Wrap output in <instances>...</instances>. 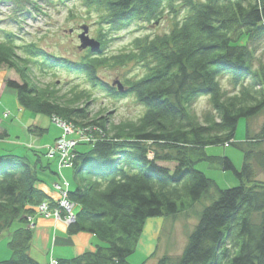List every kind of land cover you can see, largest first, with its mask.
Masks as SVG:
<instances>
[{
	"label": "trees",
	"instance_id": "trees-1",
	"mask_svg": "<svg viewBox=\"0 0 264 264\" xmlns=\"http://www.w3.org/2000/svg\"><path fill=\"white\" fill-rule=\"evenodd\" d=\"M39 1L66 4L70 0H0L13 5L15 16L30 6L36 9ZM76 1L96 13L99 25L120 31L130 21L157 20L164 10L174 13L178 0ZM183 7L187 15L167 34L137 38L127 54L70 67L84 74L92 87L99 83L109 96L131 94L144 107L138 120L123 123L111 138L106 120L88 119L87 103L71 105L90 99L87 92L68 104L31 86L27 76L21 83L5 80L21 109L81 129L97 128L105 135L74 149L70 169L74 186L66 187L68 200L78 208L67 233L91 234L101 245L57 264H129L147 219L187 214L211 191L214 197L198 213L181 254L163 255L157 264H264V182L256 179L257 171L264 173V124L254 136L246 127L244 139H235L239 121L264 111V58L257 57L258 47L264 46V0H184ZM5 38V43L0 42L1 67H49L43 54L35 52L36 46L25 47V55L18 56L11 52L12 36ZM41 55L42 62L36 60ZM106 61L109 67L136 62L146 73L126 81L120 94L96 76ZM225 77L230 93L220 84ZM202 97L208 110L199 118L192 107ZM32 129L29 132L42 131ZM5 138L1 132L0 140ZM215 146L237 148L242 153L240 169L228 157L206 154ZM25 150L0 155V238L14 222L21 224L9 237L10 257L0 264H39L29 256L28 218L43 201L54 208L59 200L47 194L46 182L40 178L41 173L58 177L56 159H49L46 149L44 154ZM200 162L231 171L238 185L219 189L195 169Z\"/></svg>",
	"mask_w": 264,
	"mask_h": 264
},
{
	"label": "rangeland",
	"instance_id": "rangeland-1",
	"mask_svg": "<svg viewBox=\"0 0 264 264\" xmlns=\"http://www.w3.org/2000/svg\"><path fill=\"white\" fill-rule=\"evenodd\" d=\"M183 1L178 0L175 2L174 13L164 10L161 17L157 20L149 22L130 21L121 27L122 30L120 31H116L114 28L112 30L111 27L105 24L99 25L96 21V13L87 9L81 2L76 0H70L66 4L39 1L36 2V9L30 6L26 10H22L19 16H15L17 12L12 4L0 2V42L5 43V37L12 36L15 44L13 46L14 50L12 49L11 52L18 56L25 55L23 52L25 47L36 46L35 52H41L45 57L44 62L49 66L44 69L45 67L38 64H27L28 66H25L19 63L20 66L18 67L22 71H17L19 70L18 68L17 70L6 69L1 66L0 70L5 71V80L11 79L21 83L24 81V77L27 76L31 86L44 93L51 94L60 102L71 104V102H75V98L82 91L87 92L90 95V99L71 105L83 107L87 103L88 119L106 120L108 122L106 123L108 130L111 132L107 133V137L111 138L116 134L114 130L117 127L122 126L123 123H134L138 120L144 114V107L131 94L109 96L99 83L92 87L93 85L90 84L84 74L70 70V67L74 68L72 64H80L83 61L91 64V61L97 63L104 58L108 59L127 54L135 39L153 38L167 34L172 26L175 23H180L188 13L187 8L183 7ZM83 26L88 28L89 38L99 44L98 51L92 52L89 48L85 50L81 48L78 36L82 34L81 28ZM11 52H8V54H11ZM257 52V57L264 58L263 45L258 47ZM95 58L96 60H92ZM23 59L28 62L27 58ZM43 59L41 55L36 60L42 62ZM14 61L16 60L14 59ZM107 62L110 61H106L105 65L97 68L96 76L109 87L112 83L118 81L126 88V81L140 79L146 73V68L136 62L114 67H109ZM25 68H28L27 71ZM220 84L227 92L230 93L232 91L226 77L220 80ZM114 89L116 90V87ZM17 109L15 91L9 88L3 89L0 93V121L2 126L8 125V130L5 129L8 139L4 140L3 144L13 147L31 148L35 142L31 143L27 127L34 124L38 125L40 118L30 111H25L19 121L1 117L4 110L15 115ZM192 110L200 118L203 112L208 110L207 99L204 97L199 98L193 105ZM40 121H47V119L44 116L41 117ZM263 124L264 111L253 119L239 121L235 134L236 141L244 139L246 127L249 134L254 136L259 132ZM32 130H34V127ZM59 134L60 131L54 123H50L47 136L41 137L40 140L45 143L47 139L49 142ZM96 136L99 138L105 137L102 134ZM58 141L56 138L48 145L54 144L61 148V145L57 143ZM256 148L259 149V147ZM261 148L262 146L259 150ZM39 151L44 154L45 149H39ZM205 152L209 156L228 157L236 169L241 167L242 153L233 146L209 147ZM195 169L214 181L221 190L238 185V181L231 171L224 172L206 162L196 164ZM56 170L58 173L57 163ZM256 179L264 182V173L257 171ZM213 197V192H209L187 214H180L173 218L153 217L147 219L136 243L135 251L127 259L128 263L157 264L158 259L163 255L172 258L178 257L186 244L188 235L197 224L198 213L211 203ZM73 212L77 213L78 208H74ZM17 227L18 223L14 222L9 230ZM154 252L155 255L152 256ZM52 263H56V260L50 261L49 264Z\"/></svg>",
	"mask_w": 264,
	"mask_h": 264
},
{
	"label": "crops",
	"instance_id": "crops-1",
	"mask_svg": "<svg viewBox=\"0 0 264 264\" xmlns=\"http://www.w3.org/2000/svg\"><path fill=\"white\" fill-rule=\"evenodd\" d=\"M5 71L0 70V93L3 89H6L5 84ZM17 104V103H16ZM18 106V105H17ZM25 110L18 107L15 115H12L11 112L4 110L1 114V117L4 119H13L15 121H19L22 117ZM8 113V117H4V114ZM41 119V115H38ZM47 121H40L38 125H32L27 127L28 133L31 138V143L34 141L35 144L30 148L34 150L46 149L48 144H50L56 138L58 139L62 135L61 129H59L55 124V126L60 131V134L54 137L51 141L46 142L40 140L41 137L47 136V130L49 128V124L51 122L50 118H47ZM0 121V133H6V138L0 140V155L8 154V153H16L23 154L26 152L25 148H21L19 146H7L3 144L4 140L8 139V134L5 129L8 130V125H1ZM36 128L37 130H42L41 133H31L29 132V128ZM36 136V138H34ZM27 149V148H26ZM29 149V148H28ZM70 170V169H69ZM40 178L46 182V188H43L47 191V194L52 196L53 198H57L58 195L52 190V186L54 183L64 181L67 189L72 190L74 184L71 182L72 178V170L68 171V169H63L59 172L58 177L53 175H48L46 173H41ZM72 183V184H71ZM18 223V222H16ZM21 224L18 223V227L13 230H9L6 234L0 238V262L7 260L10 257V251L7 247L9 237L11 233L20 228ZM3 243V244H2ZM101 243L91 234L79 233L75 235H69L67 233V225L61 221H55L53 219H45L42 217H36L33 221L32 225V240L29 248V256L34 259L39 264H49L52 260H60V259H71L73 257L79 256L82 253L93 251L96 246H100Z\"/></svg>",
	"mask_w": 264,
	"mask_h": 264
},
{
	"label": "built area",
	"instance_id": "built-area-1",
	"mask_svg": "<svg viewBox=\"0 0 264 264\" xmlns=\"http://www.w3.org/2000/svg\"><path fill=\"white\" fill-rule=\"evenodd\" d=\"M4 117H8V113H5ZM50 120L62 131V135L58 138L59 141L57 142L61 145V148H58L54 144L48 145L46 148V156L49 159H56L57 169H59L58 171L62 169H70L72 167L71 159L72 156L75 155L73 151L78 144H93L100 139L96 135L102 134V132L97 128L86 127L85 129H81L56 117H52ZM92 130H94L95 133L92 134ZM52 188L58 193V204L56 207L50 208L49 204L46 201H43L36 208V212L39 215L38 217L59 220L66 225H69L74 221V218L71 215V210L75 205L67 198L66 184L65 182L63 184H59L58 186H54L53 184ZM62 211L68 213V216L62 217ZM28 221L30 222L29 227H32L34 218L30 217L28 218Z\"/></svg>",
	"mask_w": 264,
	"mask_h": 264
},
{
	"label": "water",
	"instance_id": "water-1",
	"mask_svg": "<svg viewBox=\"0 0 264 264\" xmlns=\"http://www.w3.org/2000/svg\"><path fill=\"white\" fill-rule=\"evenodd\" d=\"M82 34L78 36V39L80 40L81 43V48L83 50L85 49H90L92 52H96L99 50V44L95 42V40L89 38L88 36V28L86 26H83L82 28ZM112 88L116 87V91L120 94H123L125 92V88L123 85L116 81L112 83L111 85Z\"/></svg>",
	"mask_w": 264,
	"mask_h": 264
},
{
	"label": "bare ground",
	"instance_id": "bare-ground-1",
	"mask_svg": "<svg viewBox=\"0 0 264 264\" xmlns=\"http://www.w3.org/2000/svg\"><path fill=\"white\" fill-rule=\"evenodd\" d=\"M111 87V86H110ZM75 158H76V156L74 155V156H72V159H71V163L73 164V162H74V160H75ZM61 181V180H60ZM60 181L59 182H56V183H54V186L55 185H59V183H60ZM56 191V190H55ZM74 208H76L75 206L72 208V210H71V215H72V217L74 218V220H75V213L73 212V210H74ZM77 209V208H76ZM61 215H62V217H67L68 216V213H66L65 211H62L61 212ZM39 215L37 214V212H35V215H33L32 216V218H36V217H38ZM48 219H51V218H48ZM53 220H55V219H53ZM55 221H59V220H55Z\"/></svg>",
	"mask_w": 264,
	"mask_h": 264
}]
</instances>
